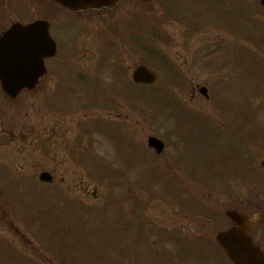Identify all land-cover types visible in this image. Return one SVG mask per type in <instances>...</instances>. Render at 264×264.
<instances>
[{"label":"rangeland","instance_id":"rangeland-1","mask_svg":"<svg viewBox=\"0 0 264 264\" xmlns=\"http://www.w3.org/2000/svg\"><path fill=\"white\" fill-rule=\"evenodd\" d=\"M14 20L27 18L5 10L0 19L5 26ZM51 21L57 57L73 63L50 70L14 98L0 89V264H230L212 254L207 231L193 237L197 240L184 237L192 222L222 217L216 210L211 216L192 206L185 210L190 198L181 181L189 177L184 170L189 173L197 163L195 175L204 179L191 176L188 187L194 190L199 181L203 190L220 188V182L226 190L231 178L237 190L264 182L241 161L252 151L264 176V5L120 0L107 10H57ZM144 62L156 79L133 86L131 72ZM71 64L77 77L88 81L87 95L77 98L83 89L76 86L56 97L51 89ZM42 82L46 96L40 93ZM201 85L208 98L198 92ZM19 113V121L28 117V144L4 134ZM89 118H102L97 124L108 129L91 130L88 138L89 131L79 126ZM79 129L93 156L106 157H100L103 164L96 157V165L85 163L84 152L78 158L66 151L64 143L78 142ZM148 135L165 143L160 161L177 157L174 164L184 170L173 168L172 174L151 151L141 147L136 154L129 148L132 138L146 147ZM54 163L56 179L40 182L38 173L53 170ZM56 190L83 197L82 207L90 210L63 216ZM132 207L133 225L122 212Z\"/></svg>","mask_w":264,"mask_h":264},{"label":"water","instance_id":"water-1","mask_svg":"<svg viewBox=\"0 0 264 264\" xmlns=\"http://www.w3.org/2000/svg\"><path fill=\"white\" fill-rule=\"evenodd\" d=\"M71 8L112 6L116 0H58ZM264 4V0H260ZM48 23L36 20L21 25L14 24L0 37V84L9 95H15L23 86H32L37 77L43 73V56L54 52V41L47 31ZM154 74L144 64H139L132 72L136 82L151 83ZM200 91L206 94L202 87ZM148 144L157 151L163 147V142L154 136H149ZM41 180H49V174L42 172ZM235 224L217 234L216 240L225 253L235 264H264V252L253 243L246 233L252 219L240 217L234 211L227 213Z\"/></svg>","mask_w":264,"mask_h":264},{"label":"flooded vegetation","instance_id":"flooded-vegetation-1","mask_svg":"<svg viewBox=\"0 0 264 264\" xmlns=\"http://www.w3.org/2000/svg\"><path fill=\"white\" fill-rule=\"evenodd\" d=\"M5 10H9L11 12L14 11L15 14L18 16V18L20 19L27 18V20H14L11 21L8 26H5L6 24L0 21V35L3 32H5V30L13 22L16 21L22 23H28L33 20L43 19L49 22V28H48L49 34L56 42V50L53 55L44 57L43 61L46 67V72L42 77H40L39 83L43 78H45V76L49 73L50 70L65 66L64 64L67 63L69 64V62L73 63V61H71L72 59H69L68 57H65L68 58L66 60L57 57L59 44L56 35L51 33V27H52L51 16H54L57 10H61V11L65 10L70 13L79 12V11H73L67 7L60 5L54 0H0V19ZM50 66H54V67L51 68ZM72 67L73 65L71 64V66H68L66 70H69V72H71ZM72 83L73 85H77V84H83L84 81L81 80V78H76L73 74L71 75L65 74L64 76H62V78L60 77L59 80H57L56 87L52 88L51 92L52 94H57L59 93L58 90L60 91L64 90L66 86L72 85ZM77 86L82 87V85L81 86L77 85ZM44 89H45V84L44 82H42L40 93L46 96V91H44ZM23 111H25L24 113L25 115L28 112V110H24V108ZM16 115L12 118V123L10 124V128L4 131V134L8 131L7 133L11 134L12 136V137L10 136L11 138H14L16 141L20 140L21 142L28 144L30 135L28 136L25 133L29 126V122H27L28 117H25L24 119L19 121L20 113ZM17 118L18 120L16 121ZM69 143L71 144L70 140ZM22 149H24L23 145L21 146L20 151ZM254 156L255 155H253L251 151L250 154H247L245 158L242 159V165L243 164L245 165L243 166L247 169L249 173H253L254 171H257L256 174L261 175V177H263L264 179V176L259 171L260 170L259 159L255 160ZM25 157L29 158L30 156L25 155ZM23 158L24 156L22 157V159ZM261 162L264 163V160H262ZM257 163H259V165H257ZM58 167L59 164L55 166L56 171L58 170ZM258 187L251 186L249 188H246V190H237V188L230 181V187L225 188L226 190H223L222 188H218L220 190H215V188H212L211 190H206L205 191L206 193L204 192L205 193L204 200H207L205 207L210 212L216 210L220 212V214L221 211L225 214V211L234 210L237 213H239L242 217H252L253 214H257V218L253 222L252 226L248 228L247 232L252 235L254 240L261 241L262 243L264 242V182L262 183L261 186ZM197 195L199 197L201 196V193H197ZM208 216H211V213H209ZM225 220L227 221V223L220 228V226L224 224ZM191 224L193 225V227L191 228L192 231L187 232L189 237L192 236L195 238H201L202 234H204V232L207 231L209 240L211 239L213 240L217 232L230 227L233 224V221L227 217L226 219L219 221L217 220L214 221L211 218H207L204 221H194ZM218 250L222 252L219 246H218Z\"/></svg>","mask_w":264,"mask_h":264}]
</instances>
